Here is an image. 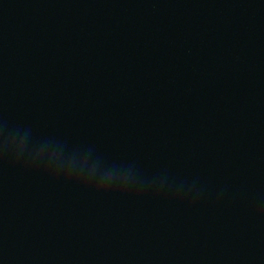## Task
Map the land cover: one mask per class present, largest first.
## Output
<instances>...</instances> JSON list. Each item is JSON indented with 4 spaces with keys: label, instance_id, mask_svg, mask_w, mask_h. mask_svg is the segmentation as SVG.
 Returning a JSON list of instances; mask_svg holds the SVG:
<instances>
[{
    "label": "water",
    "instance_id": "95a60500",
    "mask_svg": "<svg viewBox=\"0 0 264 264\" xmlns=\"http://www.w3.org/2000/svg\"><path fill=\"white\" fill-rule=\"evenodd\" d=\"M0 264H264V0H0Z\"/></svg>",
    "mask_w": 264,
    "mask_h": 264
}]
</instances>
